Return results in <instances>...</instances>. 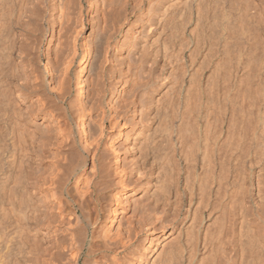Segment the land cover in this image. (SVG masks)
Segmentation results:
<instances>
[{"label":"bare ground","instance_id":"bare-ground-1","mask_svg":"<svg viewBox=\"0 0 264 264\" xmlns=\"http://www.w3.org/2000/svg\"><path fill=\"white\" fill-rule=\"evenodd\" d=\"M0 264H264V0H0Z\"/></svg>","mask_w":264,"mask_h":264}]
</instances>
